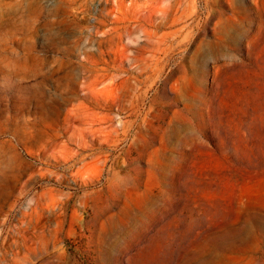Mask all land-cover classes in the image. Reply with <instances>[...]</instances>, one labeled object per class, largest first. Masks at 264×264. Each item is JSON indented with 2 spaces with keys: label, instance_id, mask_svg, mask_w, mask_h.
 I'll use <instances>...</instances> for the list:
<instances>
[{
  "label": "rangeland",
  "instance_id": "rangeland-1",
  "mask_svg": "<svg viewBox=\"0 0 264 264\" xmlns=\"http://www.w3.org/2000/svg\"><path fill=\"white\" fill-rule=\"evenodd\" d=\"M0 264H264V0H0Z\"/></svg>",
  "mask_w": 264,
  "mask_h": 264
}]
</instances>
